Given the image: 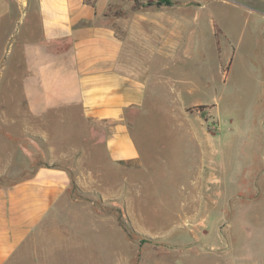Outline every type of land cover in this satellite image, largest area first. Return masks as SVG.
I'll return each mask as SVG.
<instances>
[{
    "label": "crops",
    "instance_id": "crops-1",
    "mask_svg": "<svg viewBox=\"0 0 264 264\" xmlns=\"http://www.w3.org/2000/svg\"><path fill=\"white\" fill-rule=\"evenodd\" d=\"M111 6L107 0H0V89H16V94L4 100L0 97L1 105H12L10 112L0 113V136L16 147L0 150V174L10 168L21 172L34 166L33 175L5 197L0 190V249L6 250L0 255V264H71L78 259L74 258L75 251H86L83 238L74 245L71 233H82L100 220H112L119 226L112 214L101 211H92V215L75 211L77 216L95 220L82 219L81 226L74 223L75 215L69 217L66 206L59 207L64 202L62 205L72 204L66 193L70 175L104 197L124 200L129 214L138 221L135 216L140 214L130 201L135 200L137 184L151 175L155 155L153 148H139L135 131L139 133L138 124L145 113L153 117L147 105L170 103L168 94L160 96L164 75L171 74L164 57L166 52H186V34L179 32L172 42L169 17L134 13L123 18L116 17L115 12L108 16ZM254 42L260 43L258 36ZM225 54L229 61L219 66L228 65V71L234 54ZM260 81L264 84L263 78ZM216 122L215 133L206 136L211 141L209 148H199L183 135L168 132L179 141L172 140L174 147L167 148V159L183 148L179 151L185 162L187 149L188 173L184 175L186 163L180 171L173 170V162L158 176L163 182L183 178L186 192L179 196V202L173 197L163 198L164 209L148 205L149 216L177 220L200 215L201 204L196 207L191 202L199 198L196 195L201 193L203 180L211 191L219 184L217 168L225 154L216 142L230 139L228 133L221 132L218 112ZM234 123L231 119L227 124ZM260 123L263 135L258 142L264 148V113ZM248 124L240 128V135H249L252 126ZM26 134L40 138L48 148H31L29 158L27 150L17 147V140H24ZM211 136L215 137L213 146ZM255 143L250 139L244 142ZM26 162L27 168L16 169ZM59 163L69 169L58 167ZM233 190L229 211H234L232 202L240 194ZM213 193L217 196L216 187ZM109 262L131 264L132 258L121 254Z\"/></svg>",
    "mask_w": 264,
    "mask_h": 264
},
{
    "label": "rangeland",
    "instance_id": "rangeland-1",
    "mask_svg": "<svg viewBox=\"0 0 264 264\" xmlns=\"http://www.w3.org/2000/svg\"><path fill=\"white\" fill-rule=\"evenodd\" d=\"M157 1L107 0L112 4L108 16L113 12L116 17L123 18L134 16V13L139 16L160 13L170 19L172 42L176 41L179 32L186 34V52H166L164 57V64L171 67V74L164 75L160 96L168 94L166 97L170 103L147 105L153 117L149 118L145 113L143 121L138 124L139 133L135 131L139 148H153L155 155V159H151V175L147 174V181L137 184L135 200L130 201L135 207L132 209L140 215L135 216L137 221L129 214L124 200L104 197L69 174L70 187L73 185L74 191L71 192L69 187L66 193L72 198V204L62 205L66 204L64 202L59 207L66 206L69 217L75 215L73 219L77 222L74 223L81 226L84 224L82 219L95 220L92 216H77L75 211L89 215L93 214L92 211H101L112 214L123 230L122 237L120 227L112 220H100L82 233H71L70 241L74 245L83 241L86 249L75 251L74 258L78 259L71 264H114L109 260L121 254L124 258L131 257V264H264V148L260 147L261 141L258 142L262 140L263 133L259 128H262L260 119L264 113V84L260 81V78L264 79V0H168V5H157ZM257 36L258 45L254 42ZM2 44L0 40V49ZM226 52L231 56L234 54L228 71V65H223L222 69L219 66L225 60L228 63ZM0 90L3 100L16 94V89L4 87ZM193 100L202 103L194 104ZM197 106L205 108L200 111ZM11 108L10 104H0V113L10 112ZM217 112L221 132L228 133L230 139L216 142V147L223 148L225 154L223 163L217 168L219 184L211 191L203 180L201 193L196 195L199 198L191 202L196 207L201 204L200 215L177 220L172 216H149L151 204L159 209L163 198L173 197L179 202V196L186 192V185L181 184L183 178L176 176L175 182H163L158 176L162 168L170 169L173 162V170L180 171L186 163L184 175L188 173L187 149L185 162L179 151L183 148H176L172 159H167V148L174 147L175 141L172 140H177V136L171 138L168 132L183 135L186 141L192 140L199 148H209L211 141L206 136L216 131ZM231 119L235 123L228 126ZM245 124L249 128L252 126L247 136L239 134ZM214 138L211 136L212 146L215 145ZM247 139L255 141V145H245ZM17 147L27 150L29 158L33 153L31 148H48L43 140L29 134L24 140H17ZM6 148L16 147L8 138L0 136V150L5 152ZM26 164H18L20 167L16 169L27 168ZM60 164L58 167L69 169ZM242 164L249 168H242ZM33 172L34 166H31L25 171L10 168L7 173L0 174V190L4 197L15 185L28 180ZM215 187L217 196L213 193ZM235 188L240 194L232 202L234 211H229L227 205ZM114 200V207L119 212L107 210L113 206L110 202ZM141 206L145 207L139 210ZM114 251L119 254L115 255ZM5 252V248L0 249V255ZM85 255L88 258L82 260L80 257ZM7 264L18 263L11 261Z\"/></svg>",
    "mask_w": 264,
    "mask_h": 264
},
{
    "label": "trees",
    "instance_id": "trees-1",
    "mask_svg": "<svg viewBox=\"0 0 264 264\" xmlns=\"http://www.w3.org/2000/svg\"><path fill=\"white\" fill-rule=\"evenodd\" d=\"M161 3H165V4L168 5L170 2H169L168 0H159V1L156 2L157 5H160ZM204 108H205V106H197V107H196V109H198V110H200V111H202V109H204ZM70 191H71V192L74 191V186H73V185H71V187H70ZM83 199H88V198H83ZM115 203H116L115 200H114V201H111L110 204L113 205V206L107 208V210L110 211V212L115 211V210H116L117 212H119V210H117V209L114 207V204H115ZM100 204H101V203H100ZM102 207H103V206H102ZM114 208H115V209H114Z\"/></svg>",
    "mask_w": 264,
    "mask_h": 264
}]
</instances>
